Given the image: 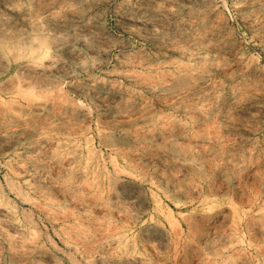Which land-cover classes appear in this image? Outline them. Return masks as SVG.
I'll list each match as a JSON object with an SVG mask.
<instances>
[{
	"label": "rangeland",
	"instance_id": "374dc122",
	"mask_svg": "<svg viewBox=\"0 0 264 264\" xmlns=\"http://www.w3.org/2000/svg\"><path fill=\"white\" fill-rule=\"evenodd\" d=\"M0 264H264V0H0Z\"/></svg>",
	"mask_w": 264,
	"mask_h": 264
}]
</instances>
